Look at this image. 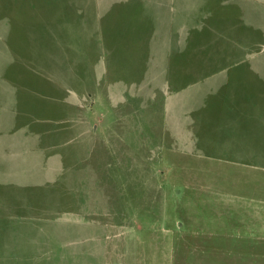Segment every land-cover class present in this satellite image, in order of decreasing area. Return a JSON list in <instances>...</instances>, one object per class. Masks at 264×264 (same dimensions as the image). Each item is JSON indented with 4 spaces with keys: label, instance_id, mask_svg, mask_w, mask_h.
Masks as SVG:
<instances>
[{
    "label": "rangeland",
    "instance_id": "374dc122",
    "mask_svg": "<svg viewBox=\"0 0 264 264\" xmlns=\"http://www.w3.org/2000/svg\"><path fill=\"white\" fill-rule=\"evenodd\" d=\"M263 91L264 0H0V224H93L52 226L81 264L229 263L201 191L264 175Z\"/></svg>",
    "mask_w": 264,
    "mask_h": 264
},
{
    "label": "crops",
    "instance_id": "0c3cea01",
    "mask_svg": "<svg viewBox=\"0 0 264 264\" xmlns=\"http://www.w3.org/2000/svg\"><path fill=\"white\" fill-rule=\"evenodd\" d=\"M261 96H264V91ZM255 143H252L254 146H251L250 149H261L260 155L263 158L252 159L247 165L256 170H264V145L255 147L257 146ZM223 178L224 176H221L218 181H222ZM225 179H229L227 181L234 183L233 192H228L231 195L227 196L225 190H222L221 187L216 188L215 186L204 184L201 191L203 197L202 204L205 209L212 211H215L218 207L225 206L227 208L226 213L232 217L231 227L234 230V234H232L234 235V244L230 249L232 260L229 263L226 262L223 257L225 250L222 254V249L226 244L221 243L220 240L211 243L208 254L209 260L212 261V264H264V175L258 173L250 175L235 174L233 177L226 176ZM200 181L210 183L215 182V179H210L207 176L204 178L202 176ZM87 225L93 224L1 223L0 229L11 233L0 234V253L6 260L10 259L12 261L10 264H45L46 258L51 263L53 259H64L67 257H74L75 262H80L82 261V256H80L82 254L81 248L72 246L73 248L68 251L65 247L66 244H54L53 242L58 241L56 240L58 237L55 232L51 231L54 229H64L60 227L67 226H78V228L71 227L77 230H97V228L83 227ZM52 226L60 227L52 228ZM201 229L204 231L205 226ZM206 230L207 235L210 237L220 238L225 230V224L223 222H215L210 226L206 225ZM61 236L64 239L67 238V234ZM197 243L198 241H193L191 244V250L194 253ZM199 246L200 244L197 247ZM86 254L89 261H95L97 258L96 248L92 249L90 247ZM85 262L88 261L85 260Z\"/></svg>",
    "mask_w": 264,
    "mask_h": 264
}]
</instances>
